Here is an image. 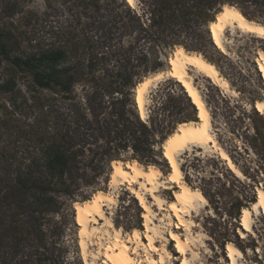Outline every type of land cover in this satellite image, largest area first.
Segmentation results:
<instances>
[{"label":"trees","instance_id":"16d2710c","mask_svg":"<svg viewBox=\"0 0 264 264\" xmlns=\"http://www.w3.org/2000/svg\"><path fill=\"white\" fill-rule=\"evenodd\" d=\"M69 1L84 11L78 26L86 17L94 31L84 27L79 43L46 48L0 29V57L11 67L0 93L21 94L32 120L6 124L29 143L22 158H30L15 166L10 153L0 166V257L22 255L31 264H77L61 239L64 224L52 220L63 209L61 197H72L80 183L92 185L122 153L154 155L157 131L164 143L173 134H165V120L143 121L133 100L143 77L164 65L165 51L211 45L207 27L226 5L250 21L264 18V0H137L135 8L126 0ZM15 73L29 79L25 91ZM165 111L175 117L182 108L162 104L152 113Z\"/></svg>","mask_w":264,"mask_h":264},{"label":"rangeland","instance_id":"374dc122","mask_svg":"<svg viewBox=\"0 0 264 264\" xmlns=\"http://www.w3.org/2000/svg\"><path fill=\"white\" fill-rule=\"evenodd\" d=\"M74 4H76L74 1L68 3L67 0H0V29L13 33L19 40L33 37L40 43V46L43 45L46 48L59 47L68 39L71 42L79 43V40L85 38L78 35L83 32L84 27L90 35L94 31L89 29L87 22L90 20L86 17H83L82 25L78 26V12L83 13L84 11L82 7L74 6ZM137 4L138 1L136 6ZM253 21L264 25V18L258 15ZM207 30L212 44L204 43L200 51L188 52L200 53L214 63L234 93L225 94L208 79L194 73L192 75L196 87L210 111L216 139L242 171L244 178H237L228 169L226 163L214 153H204V150L194 148L192 151L181 154L180 166L185 182L192 188L199 189L208 201V205L203 208L200 215H194L192 218L195 223L192 227V235L196 240L191 245L198 257L194 260L189 254L188 260L191 264H230L226 247L228 243H232L244 253V264H264V215L253 214L254 233L248 234L245 239L241 237L242 209L251 208L252 203L257 200L258 188L264 189V114H260L255 108L257 101H264V82L256 61L258 53L264 52V39L237 31L235 33L226 31L225 46L228 51V55H226L215 47L208 27ZM175 48L166 50L162 57L164 60L162 68L143 77L142 81L164 71L167 60ZM9 70H11L10 64L0 57V83L5 80ZM16 77L19 86L25 91L29 79H22L20 74H17ZM136 88L133 90L134 104ZM77 90L81 94V88ZM150 91L147 94L146 122H150V117H153L155 122L165 120L163 123L167 128L166 135L169 136L176 130L178 126L175 122L176 118L190 119L189 121L193 122L199 121L195 106L176 80L166 79ZM22 99L21 94L0 93V166H7L6 156L9 157L10 153L15 155V158L11 160L15 166L23 161H29L30 158L27 155L28 159H23L25 157V155L23 156L24 146L29 143L22 139V132L20 137L14 133L15 129L7 130L6 127L8 123H11L9 127L18 125L13 122L15 118L22 122L32 121L26 117V114L30 113L21 104ZM187 103L193 107H188ZM162 104L179 106L182 111L175 117H170L168 111L160 112L162 114L159 117L154 116V108L162 106ZM191 114L193 119L190 118ZM9 119L11 120L8 121ZM161 136L159 131L155 133L154 155L142 158L130 150L122 153L119 162L123 164L137 162L145 169L154 166L161 171L163 179L167 178L171 173V168L163 158L162 146L164 142ZM133 158L135 161L132 160ZM112 171L111 165L110 170L108 168L105 174L94 181L92 185L80 183L79 187H74L72 197H61L60 204L64 206L60 214L52 215L54 223L61 221L64 224L61 239L69 247L67 249L68 258L76 259L77 264H85V262L79 246L80 227L76 222L74 203L89 200L98 191L112 193L115 196L116 205L111 208L110 206L104 207V214L106 218L112 220L117 229L121 230L122 235L130 236L132 231L137 229L140 231L142 242L148 244L145 238V220L142 217L143 208L126 187H120L114 194V190L110 186ZM134 188L139 189L137 185ZM160 190L158 195L168 203L174 200V192L178 188L172 185L170 190L163 188ZM145 193L146 202L153 212L152 226L160 227L161 232L156 237L154 245L158 250L166 247V264H182L183 259L175 248V242L171 241L169 230L179 233L185 240V229L176 228L177 220L175 218H173L172 225L168 226V219L164 215L169 213L160 210L152 196L148 192ZM43 223V228L46 230V221ZM96 226L105 229V221L100 220ZM92 240L97 242L95 238ZM103 242L106 243V241ZM97 249V245H90L92 253L97 254ZM138 254L139 257L136 255L138 258L144 259L143 251L140 250ZM151 254L155 255L156 259L158 258L156 253L151 252ZM0 258V264H31L26 258H22V255L16 258L12 255ZM89 261L92 264H103L104 258L101 255L99 259L93 261L90 257Z\"/></svg>","mask_w":264,"mask_h":264},{"label":"bare ground","instance_id":"6f19581e","mask_svg":"<svg viewBox=\"0 0 264 264\" xmlns=\"http://www.w3.org/2000/svg\"><path fill=\"white\" fill-rule=\"evenodd\" d=\"M126 2L130 6L136 7V0H132L131 3L129 0H126ZM216 16L217 20L209 24L210 34L215 47L223 54L228 55L225 46L226 31L233 33L237 31L241 34L264 39V32L261 31L264 29V25L250 21L237 7L226 5ZM256 61L264 82V52L260 51L258 53ZM168 65L170 66L169 70L147 77L137 86L135 103L141 119L145 122L147 120L146 104L147 94L151 92L150 90L166 79H174L182 86L191 103L195 106L199 121L179 124L163 144V158L171 168V173L167 178L163 179L161 171L154 166L145 169L137 162L123 164L114 161L110 180V186L114 190V194L120 187H126L139 201L144 211L142 217L145 220V238L148 244L142 242L140 231L137 229L133 230L130 236L122 235L121 230L117 229L112 220L106 218L104 214V207L110 206L111 208L116 205L115 196L112 193L98 191L89 200L74 204L76 222L80 227L79 246L85 264H92L89 261L90 257L95 261L101 255L104 258L103 264H166V247L164 246L158 250L154 245L156 237L161 232L160 227L152 226L153 212L146 202L144 192H148L152 196L160 210L169 213L164 215L168 219V226L172 225L173 218H175L177 220L176 228L185 229V240L179 233L169 230L171 241L175 242V248L183 259L182 264H191L188 260L189 254L192 255L194 260L198 257L191 245L196 240L192 235V227L195 225L192 218L194 215H200L203 208L208 205V201L199 189H194L185 182L180 166L181 154L192 151L194 148L204 150V153H214L218 155L221 161L226 163L228 169L237 178H244L242 171L220 145L213 133L210 111L196 87L192 73L208 79L225 94H232L234 92L228 81L215 64L207 60L202 54L188 52L181 46L175 48ZM255 108L260 114H264V101H257ZM135 185L139 189H135ZM172 185H175L178 190L174 192V200L167 203L158 194L161 192V188L170 190ZM253 214H256V216L259 214L264 215V189L262 188H258L257 200L252 203L251 208L242 209L241 237L243 239L248 234L252 235L254 233ZM100 220L105 221V229L96 226ZM93 238L97 239L96 243L92 240ZM103 241H106V243ZM90 245L98 246L97 254L90 251ZM226 249L230 264H244V253L238 247L228 243ZM140 250L145 253L144 259L138 258ZM151 252L156 253L158 258L156 259Z\"/></svg>","mask_w":264,"mask_h":264},{"label":"water","instance_id":"95a60500","mask_svg":"<svg viewBox=\"0 0 264 264\" xmlns=\"http://www.w3.org/2000/svg\"><path fill=\"white\" fill-rule=\"evenodd\" d=\"M215 20H217V16H215ZM215 20H214V22H215ZM211 24V23H210ZM208 28H209V31H210V25L208 26ZM171 57V56H170ZM170 57L168 58V60H167V66H166V68H165V71H167V70H169V68H170V66L168 65V62L170 61ZM162 148H163V146H162Z\"/></svg>","mask_w":264,"mask_h":264},{"label":"snow or ice","instance_id":"6c2138e0","mask_svg":"<svg viewBox=\"0 0 264 264\" xmlns=\"http://www.w3.org/2000/svg\"><path fill=\"white\" fill-rule=\"evenodd\" d=\"M129 2L131 3V2H132V0H129ZM261 31H262V32H264V29H262Z\"/></svg>","mask_w":264,"mask_h":264}]
</instances>
